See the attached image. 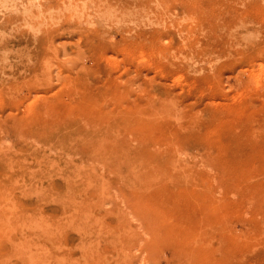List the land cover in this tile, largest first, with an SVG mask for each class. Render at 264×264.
<instances>
[{"label": "rangeland", "instance_id": "obj_1", "mask_svg": "<svg viewBox=\"0 0 264 264\" xmlns=\"http://www.w3.org/2000/svg\"><path fill=\"white\" fill-rule=\"evenodd\" d=\"M0 264H264V0H0Z\"/></svg>", "mask_w": 264, "mask_h": 264}]
</instances>
